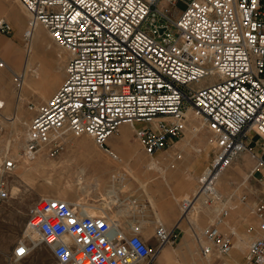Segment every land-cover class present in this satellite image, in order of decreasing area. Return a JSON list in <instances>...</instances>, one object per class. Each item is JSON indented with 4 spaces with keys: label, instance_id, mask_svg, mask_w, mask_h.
I'll return each instance as SVG.
<instances>
[{
    "label": "built area",
    "instance_id": "obj_1",
    "mask_svg": "<svg viewBox=\"0 0 264 264\" xmlns=\"http://www.w3.org/2000/svg\"><path fill=\"white\" fill-rule=\"evenodd\" d=\"M18 1L28 14L27 42L43 26L70 52L65 79L37 107L28 127L24 156L32 159L44 150L55 156L68 133H86L117 159L108 139L125 122L143 151L154 155L182 137L192 108L215 146L200 189L214 184L244 151L255 160L253 171L264 170V0H182L183 9L177 6L180 0ZM0 31H13L5 17ZM3 67L7 63L0 56ZM215 72L217 79L203 84ZM13 75L21 88L23 72ZM254 133L262 143L260 153L252 144ZM182 157L177 152L174 160ZM19 161L9 156L0 167V204L10 197L9 177ZM121 175L126 171L115 172V177ZM215 192L210 188L204 201L223 204L198 240L210 264H226L223 259L234 247L231 233L222 229L230 209ZM253 212L259 231L248 245L245 263L264 264V201ZM25 230L13 249L16 261L41 241L60 264H151L179 237L177 224L159 222L152 242L140 224L126 231L109 213L89 214L86 204L53 196L30 205Z\"/></svg>",
    "mask_w": 264,
    "mask_h": 264
},
{
    "label": "rangeland",
    "instance_id": "obj_2",
    "mask_svg": "<svg viewBox=\"0 0 264 264\" xmlns=\"http://www.w3.org/2000/svg\"><path fill=\"white\" fill-rule=\"evenodd\" d=\"M17 3L26 11L18 0ZM177 6L181 9L185 8L184 1H178ZM175 13L177 15L179 11L176 10ZM42 27L36 29L30 42L24 39L22 33L20 39L15 40L16 43H13L12 47L8 46L10 43H0V56L6 61L9 68L13 71L25 72L24 84L18 88L14 82L13 71L8 67L0 68V100L5 103H2L0 107V167L6 157L15 156L20 159L19 168L9 177L10 197L0 204V264H60L44 242H41L21 261H16L13 258V249L19 240L25 237L28 210L33 202L43 196H55L81 203L79 195L82 194V191L73 182L76 181V171L73 166H67V164L75 165L76 161H79L86 165L88 157L98 158L101 163L107 165L106 169L108 170L101 173L104 178L109 180L106 186L101 189L105 194L111 188L112 174L116 171H126L125 185L116 184L119 203L113 204L108 213L118 218L126 231H129L131 224H140L141 227L143 226L142 231L145 235L154 242V230L159 222L171 225L180 217L183 211L182 199L176 202L174 209H169L167 212L165 211L166 213L162 211L160 208L162 188L157 184L159 180L163 179L162 172L156 168L149 169L145 167V164L148 163L149 167L152 165V160L155 159L160 167L170 172L176 169L178 163L186 161L187 158H195L196 148H200L201 163L198 169L192 168V166L190 169L191 171L195 169L197 176L202 175L212 161L215 152V146L211 141L212 133L203 126V120L201 121V118L191 110L187 113L186 130L182 137L168 149L154 155H148L143 151L135 130L126 124L124 135L128 137L130 144L127 145L125 141L118 146L111 144L123 159L122 161H118L106 153L96 140L86 133L79 135L68 133L64 137L62 148L55 156H50L47 150L32 159L24 156L28 127L36 109L57 89H49L50 80L59 85L65 79L66 65L69 59L68 50L58 45L48 31ZM7 37L12 39L13 33ZM29 43L31 44L29 45ZM216 76V72L212 73L203 80V84L215 81ZM254 134L257 135V133ZM120 136L118 131L112 135V138L118 139ZM177 152L183 154L182 159L174 160ZM242 153L246 155V160L243 161L241 177L230 173V178H223L225 172L232 169L229 166L214 182L217 183L216 189L227 201L224 205L229 206L230 215L228 218L232 220L240 217L245 218L243 224L236 229L234 248L223 259L226 264H246L245 254L248 245L255 238L254 235L248 234L247 230L250 225L258 224V219L256 221L252 212L254 207L253 204H250L247 192V187L254 184L257 175V171L252 174L255 160L247 151ZM80 157H84V159L80 160ZM137 157L139 158L138 162H136ZM173 160L175 166L171 165ZM52 162L56 165H50ZM193 163L192 159L191 165ZM94 169L95 167H90L88 171L92 172ZM99 172L97 170V174ZM168 174L166 173V175ZM155 176H160L159 180H151ZM49 180L50 182H48ZM143 182H147L146 185H143ZM72 184L73 187L69 190ZM161 186L166 190L169 188L166 182ZM192 186L197 188L199 179L196 178L195 184ZM193 188L190 187V193L193 192ZM232 190L236 192L237 196L230 198ZM184 194L186 193L182 192L180 196L182 197ZM244 194H247L246 200H242ZM130 199H136L138 205L128 213L121 212L120 209ZM101 200H103L102 197L95 203L98 204ZM222 204L220 201L201 200L198 207L192 211L191 216L183 217L182 228L185 230L187 226L193 227L195 232L200 233L209 224L218 205ZM234 206L236 207L234 208ZM185 236L186 232L180 231L178 241L175 244H166L163 248L164 252L160 254V251L151 264H210V261L200 253L199 240L193 234L188 238ZM166 253L171 256L169 258L160 256L166 255Z\"/></svg>",
    "mask_w": 264,
    "mask_h": 264
},
{
    "label": "crops",
    "instance_id": "obj_3",
    "mask_svg": "<svg viewBox=\"0 0 264 264\" xmlns=\"http://www.w3.org/2000/svg\"><path fill=\"white\" fill-rule=\"evenodd\" d=\"M5 17L7 21L12 25L13 31L9 34L13 33V38L9 39L7 37L6 33H3L0 31V39L2 40L0 43H10L8 44L9 47H12L16 43L15 40L20 39L22 33L24 35V31L27 27L28 23V14L26 11H24L20 5L17 3V0H0V18ZM3 34V35H2ZM2 35V36H1ZM6 36V37H5ZM7 38V39H6ZM12 43V44H11ZM128 125V124H127ZM126 124H122L120 127V137L118 139L112 138V136L108 139V144L111 146V144H115V146H118L121 142L125 141L127 142V145H129L128 137L124 135L125 133V127L127 128ZM253 139V145L255 146V149L257 152L262 151V143L260 142L261 140L258 139V136L253 134L252 135ZM65 141V140H64ZM112 147V146H111ZM129 148V146H128ZM200 149V148H199ZM196 155L195 158H192L194 160V167L191 165V158H187L186 161H182L176 165V169L167 172L166 169L160 167L157 163V160L153 159L151 162V166L148 167V163L145 164V167L151 169V168H156L162 172V177L163 179L160 181L159 177L160 176H155L151 180L158 179L159 181L157 184L162 188L161 191V210L162 211H168L169 209H174V206L176 205V202L182 199V202L185 201L187 198L192 197L194 191L196 188H193L192 185L195 184L196 178L199 179L201 175H196L197 172H195V169H198L199 164L201 163V158L200 156V150H197L196 148ZM72 159V158H71ZM84 157H80V160H83ZM88 163L86 165H83V163H80L79 161H76L75 165H71L70 163L67 164V166H73L75 172V177L76 181L75 182L78 187L81 189L82 194L79 195V200L81 203H85L88 205H91L94 207L93 213L95 214H105L108 213V210L112 208L113 204L119 203V197H118V190L116 188L117 183H121V185H125V179L126 176L121 175L120 177H115V173L112 174V179L110 180L111 182V188L108 190V192L105 194L101 191L102 187L106 186L109 180L107 178H104L102 176V172H106L108 169H106V164L101 163L98 158H89L86 159ZM246 160V155L243 153H239L236 155L234 158L232 164L230 167L232 168L229 172H225L223 178H230V173L236 174L238 177H241V169L243 165V161ZM72 161V160H71ZM139 161V158H136V162ZM67 162V161H65ZM70 162V159H69ZM150 162V161H149ZM66 164V163H65ZM50 165L54 166L56 163L52 162ZM156 165V166H155ZM196 165V167H195ZM178 166V167H177ZM191 166L192 168H195L193 171H191ZM93 168L95 169L90 172L88 171V168ZM97 170L100 171L99 174H97ZM125 171V170H123ZM117 172V171H116ZM207 172L206 169L204 170L203 174ZM256 171H252V174L255 173ZM166 173H169L166 175ZM257 175L255 176L254 184H250L248 188V194L250 197V204H253V207L259 202V201H264V170L257 171ZM71 176V175H70ZM50 182V180L48 181ZM164 182L167 183L168 187L167 190L163 188L161 185L164 184ZM218 182V181H217ZM233 182V181H232ZM231 182V183H232ZM147 182H143V185H146ZM217 184V183H216ZM73 187V184L70 186L71 190ZM190 187L193 188V192L190 193ZM217 188V187H216ZM66 189V188H65ZM164 189V190H163ZM189 191V192H188ZM186 193L182 197L180 196L181 193ZM69 193V192H68ZM230 198L236 197V192L234 190L231 191L230 193ZM103 198V200L100 201V203L96 204L95 201L97 199ZM62 198V197H60ZM70 201V200H69ZM72 202V201H71ZM121 203V202H120ZM122 204V203H121ZM137 206L133 201L131 200L130 202H127L123 205V207L120 209L121 212H130L132 208ZM236 206H234L235 208ZM248 207H251V205H248ZM161 211V213H162ZM165 212V213H166ZM253 212V211H252ZM254 213V212H253ZM216 212L213 214V217L215 216ZM230 215V212H229ZM228 215V216H229ZM228 216L225 218V223L222 227L223 231L231 233L232 236V241L233 243L235 242L234 239L237 235L236 229L243 224L244 219L240 217L239 219L232 220L229 219ZM255 219L257 221V217L254 214ZM183 215L181 213L180 217L176 220L174 224L168 225V227H172L175 224L178 225V232H179V237H180V231H185L186 232V238L190 237L192 234L198 239L199 236H201L202 230L207 226H205L200 233L195 232L193 227H185V230L182 228V224L184 222ZM188 218V216H185ZM212 217V218H213ZM211 218V219H212ZM183 219V220H182ZM147 223V222H146ZM258 226H259V221L256 226L250 225L248 227L247 233L256 236L258 234ZM200 245V243H199ZM235 246V243H234ZM234 248V247H233ZM165 249H163L162 252H164ZM162 258H165V255L162 256Z\"/></svg>",
    "mask_w": 264,
    "mask_h": 264
},
{
    "label": "bare ground",
    "instance_id": "obj_4",
    "mask_svg": "<svg viewBox=\"0 0 264 264\" xmlns=\"http://www.w3.org/2000/svg\"><path fill=\"white\" fill-rule=\"evenodd\" d=\"M38 27H42V26H38ZM37 27V28H38ZM42 28H44V27H42ZM36 31V30H35ZM35 31H34V33H33V37H34V34H35ZM42 36V35H41ZM40 36V37H41ZM32 37V38H33ZM31 41V40H30ZM31 43H29V45H30ZM28 45V46H29ZM30 47V46H29ZM33 50V49H32ZM68 53H69V56H70V52L68 51ZM7 67L9 68V66L7 65ZM10 69V68H9ZM11 70V69H10ZM11 71H13V70H11ZM23 74H24V78H23V84H24V79H25V72H23ZM58 81V80H57ZM50 82H51V84L49 85V89L50 90H53V89H55V88H59L60 87V85L62 84H59V85H57V84H55L54 83V81L53 80H50ZM59 82V81H58ZM23 86V85H22ZM57 89L53 92V93H55L56 91H57ZM2 103H4L3 102V100H0V107L2 106L1 104ZM5 104V103H4ZM191 110H193L192 108H190L189 110H188V112L189 111H191ZM187 112V113H188ZM195 112V111H194ZM196 113V115H198L200 118H201V121H202V117L200 116V114H198L197 112H195ZM122 124H128V123H122ZM121 124V125H122ZM121 125H120V127H121ZM128 125H130V124H128ZM131 126V125H130ZM120 127H119V130H120ZM132 127V126H131ZM197 150H200V149H197ZM118 154V153H117ZM114 158V157H113ZM114 159H116V158H114ZM116 160H118V161H122L123 159L121 158V156L118 154V158L116 159ZM156 166V165H155ZM19 168V166L16 168V170ZM206 173V172H205ZM203 175V174H202ZM201 175V176H202ZM200 176V177H201ZM200 177H199V180H200ZM215 183L214 184H210L208 187H206L204 190H202V188L200 189V186H198L196 189H195V191H194V193H193V195H192V197L188 200H185V201H183L182 202V209H183V211H182V213H183V216H191V213H192V211L194 210V208H196V207H198V205L200 204V202H201V200H204L205 199V193H209L210 192V188H211V190L213 191V192H215V193H217L218 192V190L216 189V187H215ZM218 194H219V192H218ZM53 197H55V196H53ZM58 198H60V197H58ZM61 199H64V200H67V201H69L68 199H65V198H61ZM69 202H71V201H69ZM85 204V203H84ZM93 209H94V207L93 206H91V205H88V204H86V211L89 213V214H94V215H103V214H95V213H93ZM143 227V226H142ZM150 229V228H149ZM146 231V230H145ZM142 233L144 234V236L145 237H147L146 235H145V233L142 231ZM40 242L41 241H38L37 242V246H39V244H40ZM164 248V247H163ZM163 248L161 249V251L163 250ZM164 256V255H163ZM171 256V254H167L166 253V255H165V258H169Z\"/></svg>",
    "mask_w": 264,
    "mask_h": 264
},
{
    "label": "snow or ice",
    "instance_id": "obj_5",
    "mask_svg": "<svg viewBox=\"0 0 264 264\" xmlns=\"http://www.w3.org/2000/svg\"><path fill=\"white\" fill-rule=\"evenodd\" d=\"M21 251H23V250H21Z\"/></svg>",
    "mask_w": 264,
    "mask_h": 264
},
{
    "label": "water",
    "instance_id": "obj_6",
    "mask_svg": "<svg viewBox=\"0 0 264 264\" xmlns=\"http://www.w3.org/2000/svg\"><path fill=\"white\" fill-rule=\"evenodd\" d=\"M162 31V30H161Z\"/></svg>",
    "mask_w": 264,
    "mask_h": 264
}]
</instances>
